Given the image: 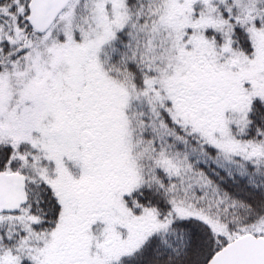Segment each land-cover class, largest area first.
<instances>
[{
    "label": "snow or ice",
    "instance_id": "1",
    "mask_svg": "<svg viewBox=\"0 0 264 264\" xmlns=\"http://www.w3.org/2000/svg\"><path fill=\"white\" fill-rule=\"evenodd\" d=\"M0 264H264V0H0Z\"/></svg>",
    "mask_w": 264,
    "mask_h": 264
}]
</instances>
